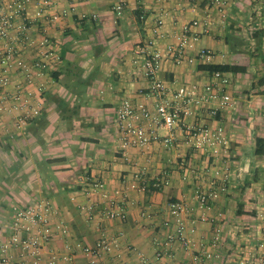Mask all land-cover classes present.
Returning a JSON list of instances; mask_svg holds the SVG:
<instances>
[{"label": "crops", "instance_id": "0c3cea01", "mask_svg": "<svg viewBox=\"0 0 264 264\" xmlns=\"http://www.w3.org/2000/svg\"><path fill=\"white\" fill-rule=\"evenodd\" d=\"M120 1L125 2L124 11L117 14L114 6ZM48 11L60 17L35 18V4L28 6L29 35L50 37L59 56L54 68L38 80L45 85L43 114L0 138V244L11 234L13 205L47 198L60 208L70 228L67 238L46 244L47 253L72 252L74 264L89 261L74 244L94 245L102 237L118 238L120 244L104 264L119 260V254L136 263L129 247L162 264H187L196 250L213 253L205 264H245L248 252L264 241V155L255 154L257 138L264 137V0H59ZM193 20L199 21L202 33L187 56L206 48L211 59L176 63L166 57L158 75L176 88L212 80L204 65L246 67L245 72H227L235 109L216 117L201 112L186 118L188 125H221L228 146L215 157L192 147L181 127L173 145L163 142L168 131L160 129L149 145L123 150L115 123L121 100L152 102L136 46L152 41L164 50ZM21 55L35 61L39 50L25 47ZM14 72L11 88L23 81ZM225 173L230 176L226 190L206 211L210 220H201L204 210L197 188L210 187L212 179ZM90 176L100 177L124 202V219L101 218L98 210L91 218L79 209L90 198L83 185ZM177 200L188 207L187 235L194 242L190 251L181 242L166 244L173 226L169 204ZM217 228L221 239L213 243ZM52 264L67 263L59 259Z\"/></svg>", "mask_w": 264, "mask_h": 264}, {"label": "built area", "instance_id": "2783aa9c", "mask_svg": "<svg viewBox=\"0 0 264 264\" xmlns=\"http://www.w3.org/2000/svg\"><path fill=\"white\" fill-rule=\"evenodd\" d=\"M58 1L0 0V138L7 130L24 129L31 119L43 114L45 85L43 82L38 83V80L47 76L49 70L58 62L59 56L55 53L50 37L35 39L29 35L27 22L32 17L28 14V6L30 3L35 4V18L55 20L60 14H49L48 10ZM220 1L221 4H226V0ZM124 6V1L116 3L114 9L117 14L123 13ZM67 13V9L62 10V14ZM92 17L97 16L94 14ZM159 23H162V20ZM198 26V20L185 24L175 36L176 42L169 43L164 50L155 48L152 41L136 46V53L144 60L142 76L150 82L147 96L152 98V102L147 104L131 97L121 100L116 110L115 123L123 150L149 145L158 137L160 129L168 131L162 139L163 142L173 145L176 130L181 127H185L187 140L192 147L215 157L221 156L222 148L228 146V139L221 125L186 123V118L190 115L198 116L201 112H207L211 117H216L223 110L236 108V100L229 90L231 78L228 73L217 71L212 73V80L204 85L196 82L182 84L176 88L167 86L158 75L166 57L176 63L185 60L195 63L199 59H211L212 53L206 48L200 49L196 55L187 56V52L195 47L202 33L198 31ZM25 47L38 48V59L28 61L23 58L21 52ZM14 71L23 78V81L11 88ZM229 180L230 176L225 173L219 179H212L210 187L197 188L199 206L204 210L201 220H210L206 211L211 208L220 193L226 190ZM83 185L90 198L79 206L82 212L91 218L95 216V210H98L100 217L105 219L126 217L124 202L109 192L100 177H86ZM96 197L99 199L96 200ZM169 211L173 226L167 234L166 244L181 242L184 248L190 251L194 242L187 235L185 215L188 207L183 201H171ZM12 212L11 234L0 244L3 264H52L59 259L67 264H74L72 252L63 255L57 251L47 253L46 244L49 241L53 238L66 237L70 231L62 218L60 208L50 199L43 198L25 205L15 204L12 206ZM170 223L165 222L166 225ZM220 239L221 229L217 228L212 242L216 243ZM156 244L160 249L163 246L159 241ZM65 245L71 249L69 243ZM119 246L118 238L111 241L106 237L100 238L94 245L83 244L80 241L74 244L75 248L89 256L87 264H104V258L111 254L112 248ZM129 254L136 256L138 261L132 263L130 260L122 259L119 254V260H115L113 264H162L159 260H153L141 253L136 247H129ZM247 257L245 264H264V241L258 242L248 252ZM212 258L211 251L196 250L191 252L187 264H205V261Z\"/></svg>", "mask_w": 264, "mask_h": 264}, {"label": "trees", "instance_id": "16d2710c", "mask_svg": "<svg viewBox=\"0 0 264 264\" xmlns=\"http://www.w3.org/2000/svg\"><path fill=\"white\" fill-rule=\"evenodd\" d=\"M254 37H257V35ZM201 68L208 71L211 74L217 71H223V72H229V73H238V72L246 71L245 66L233 65V64H208V65H204ZM260 83H264V78L260 80ZM255 154L264 155V137L257 138Z\"/></svg>", "mask_w": 264, "mask_h": 264}]
</instances>
